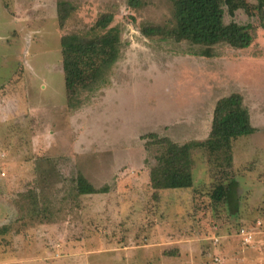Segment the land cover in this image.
I'll return each mask as SVG.
<instances>
[{"label": "rangeland", "instance_id": "374dc122", "mask_svg": "<svg viewBox=\"0 0 264 264\" xmlns=\"http://www.w3.org/2000/svg\"><path fill=\"white\" fill-rule=\"evenodd\" d=\"M62 1L76 8L64 31ZM140 1L0 0V87L14 83L0 93L14 95L0 102V264H264V0H242L249 9L234 17L224 6L226 24H252L257 38L219 58L152 45L140 28L174 20L173 2ZM104 13L115 15L123 56L70 113L60 40ZM233 94L255 128L233 142L239 212L212 200L226 180L203 150L193 152V188L155 192L142 136L205 141L218 101ZM81 175L109 192L80 196Z\"/></svg>", "mask_w": 264, "mask_h": 264}, {"label": "trees", "instance_id": "16d2710c", "mask_svg": "<svg viewBox=\"0 0 264 264\" xmlns=\"http://www.w3.org/2000/svg\"><path fill=\"white\" fill-rule=\"evenodd\" d=\"M171 1L174 20L164 25L143 24L140 28L144 39L154 46L159 47L157 43L175 47L185 44L187 47L180 51L183 55L219 58L221 49H247L257 38V29L252 24H226L224 21V6L228 7L231 17L239 9H249L242 0ZM130 6L140 9L145 4L140 0H130ZM75 11V6L68 1L58 3L57 17L61 31L67 28ZM114 18L113 13L101 14L87 32L64 35L60 40L61 67L70 113H76L87 106L90 96L108 85L109 77H112L119 65L125 42L121 29L112 26ZM254 133L255 128L251 124L243 96L233 94L218 101L211 132L205 141L180 144L157 133L142 136L146 150L155 159L150 170L152 189L158 192L193 188V152L203 150L215 168L222 171L226 180L214 190L212 200L218 204H226L232 215L237 214L240 208L239 182L232 175L233 142ZM77 188L80 196L109 192L108 187L96 189L82 175L78 177ZM34 214L39 215L40 209L37 208Z\"/></svg>", "mask_w": 264, "mask_h": 264}, {"label": "crops", "instance_id": "0c3cea01", "mask_svg": "<svg viewBox=\"0 0 264 264\" xmlns=\"http://www.w3.org/2000/svg\"><path fill=\"white\" fill-rule=\"evenodd\" d=\"M7 43V42H6ZM7 46H9L8 44H7ZM30 47V46H29ZM29 47L27 48V53H28V49H29ZM13 84L14 83H11L10 85H8V87H3V86H1L0 87V93L2 92V91H5L6 89L5 88H11L12 86H13ZM25 86H26V83L24 84ZM23 86V85H22ZM13 94V92L9 95V93L8 94H0V102H5L6 104H12L13 102H14V95H12ZM2 95V96H1ZM17 108H19V107H17ZM89 196V195H88Z\"/></svg>", "mask_w": 264, "mask_h": 264}, {"label": "built area", "instance_id": "2783aa9c", "mask_svg": "<svg viewBox=\"0 0 264 264\" xmlns=\"http://www.w3.org/2000/svg\"><path fill=\"white\" fill-rule=\"evenodd\" d=\"M243 232H244V230L242 231V235H243ZM248 238H251V236L250 237H248ZM248 238L246 239V241H248ZM252 239V238H251Z\"/></svg>", "mask_w": 264, "mask_h": 264}]
</instances>
